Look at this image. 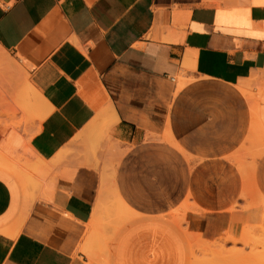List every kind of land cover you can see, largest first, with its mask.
I'll return each mask as SVG.
<instances>
[{
	"label": "crops",
	"instance_id": "obj_1",
	"mask_svg": "<svg viewBox=\"0 0 264 264\" xmlns=\"http://www.w3.org/2000/svg\"><path fill=\"white\" fill-rule=\"evenodd\" d=\"M0 47L48 113L30 138L0 111V160L68 151L28 192L0 164V264H193L190 236L264 219V154L251 180L236 162L259 143L241 86L262 91L264 126V0H0ZM105 175L132 214L117 229ZM253 185L263 205L243 210Z\"/></svg>",
	"mask_w": 264,
	"mask_h": 264
},
{
	"label": "rangeland",
	"instance_id": "obj_2",
	"mask_svg": "<svg viewBox=\"0 0 264 264\" xmlns=\"http://www.w3.org/2000/svg\"><path fill=\"white\" fill-rule=\"evenodd\" d=\"M11 58H12V56H11ZM12 59L14 60V58H12ZM4 80H6L5 83H2L1 81H4ZM14 80L15 79H13V77H11L10 74H8V73L7 74L0 73V111H5V112L8 111L7 115H12V117L14 116V118L11 119L10 122L13 123L14 125L18 126L20 129H22V127L24 126L26 128L25 129V131L27 133L26 135H28V137H30V136L32 137L34 132H35L34 131L33 134H32L33 129H36V131H37L39 126H40V124H41V120L38 119V117L39 116H41V117L45 116V118H46L48 113H47V111H45L46 107H45V104L43 103V101L37 102L35 104L37 106L36 108H34V107L29 108L27 102L23 98V93L25 92L27 87L19 86L18 83L15 86V81ZM178 80H179V78H178ZM17 85H18V87H17ZM257 94H256V96H257ZM36 109H38V110H36ZM20 113L22 115L25 114V118H22V119L16 118L17 115H19ZM109 126H111L109 124V122L105 121L104 124L100 127V129L94 134L92 141L95 142V143H99V142L104 141L105 139H108V140L111 139L112 136L107 134V132H106V130L109 128ZM255 142H259V143H256V144L255 143H250V144L244 145L243 149H241L239 151V153L243 155L242 158L244 160L253 157L252 154L254 155L262 147V145H264V141H263V139L260 136L259 137L257 136ZM262 142H263V144H262ZM245 144H246V140H245ZM67 152L68 151H62L51 162H46L41 157H39L30 147H28L26 149L25 153L20 156L19 160L13 161L16 164L13 167L15 169H17L18 171H20L22 174H25L27 176V178H28L29 175L31 177H34V175H35V177H38L41 174V173L40 174H38V173L42 169V168H40V166L41 167L44 166L46 168L52 167L50 169L54 170L55 167H57L58 165H60L64 161V159H65L64 155ZM5 162H8L9 164H12V161H5ZM246 162H248V161H246ZM244 200L246 202V206H244L243 210H247V208H251V207H254V206L261 205V204L263 205L262 201L260 200V198L258 197V195L256 193L254 185L252 186V190H251L250 194ZM119 212H120L121 216H125V214L122 213L121 209H119ZM180 217L182 218L181 219V226H182L184 223H186V219H184L185 217L182 216V215H180ZM115 221H116V223L119 221L118 216L115 218ZM112 226H113V224L112 225L108 224L106 222L105 218H104V219L100 220L98 222V224H97V227H95L93 229L94 238H93L92 251H93V253H95V255L97 253H100V256L103 255V257L105 259L107 258V255L105 254V252H103V250L106 249L107 242L110 243L109 246L111 248V245H112V242H113L112 237L114 238V235H115L114 232H110L109 229H108V228H110ZM259 226H262L260 228H257V231L260 233L264 229V219L262 220L261 223L256 224V225L246 224L243 227V229L238 232V234H236L235 231L229 229V230H227L225 232V234L221 238H219V239H217L215 241L219 242V241L225 240L227 238V236L232 237L233 239L237 240V243L228 242V244H227V248L228 249H232L233 247H236L237 249H244V251L247 254L252 252L253 250L257 251L259 254L262 252L261 255H260V259L264 260V248L263 247H257V250H256V246L259 245V243L262 240H264V236L258 237L255 242L253 241L252 242L253 243L252 246H244L241 243V241L243 239V236L245 234V231L249 227L251 228V227H259ZM99 228H101V229L99 230ZM198 235H195L197 240H198V238L202 239L203 241L205 240L203 238L202 234H198ZM205 241L210 242L208 240H205ZM215 241H211V243L212 242L215 243ZM196 255L198 256V257L196 256V260H197L196 264H209L211 256L209 257L207 254H204L201 251H197ZM256 259L249 260V261H246V262L243 261V260H240V261L238 260L236 262L233 261L230 264H256V262L258 260V259L257 260Z\"/></svg>",
	"mask_w": 264,
	"mask_h": 264
},
{
	"label": "bare ground",
	"instance_id": "obj_3",
	"mask_svg": "<svg viewBox=\"0 0 264 264\" xmlns=\"http://www.w3.org/2000/svg\"><path fill=\"white\" fill-rule=\"evenodd\" d=\"M0 73H5V74L8 73V74H10L11 77H13V79H15L17 81L24 74V70L1 47H0ZM23 78L24 77H22V80H23ZM25 87H27V88H26L25 92L23 93V98L27 102L29 108H31V107L36 108L37 106L35 104L37 102H40V101H43L45 103V100L40 95V93L37 91V89L35 87H33V85H31L29 83ZM241 90L249 98V100L251 102V107H252V112H253V125H252L251 137H254V140H256L257 136L258 137L260 136L263 139V141H264V126H263V124L261 123V121L259 119V113H258V99L259 98H258V96H256L257 93L260 95L262 91L261 90L257 91V93L255 91L253 92L246 85L245 86H241ZM36 110H38V109H36ZM38 119H40L42 121V120L45 119V116H42V117L39 116ZM263 154H264V145H262V147L253 155V160L249 164V166H247L245 164V162H243L241 160L240 161L236 160V162L239 164V168H240L241 172L243 173L245 179L251 180V178L253 176V171H254V168H255V164H256L258 159ZM0 164H2V165L5 164L7 166L13 167L8 162L1 161V160H0ZM40 168H42L40 170V172L38 173V174L41 173L40 177L43 176V175L46 176L48 173L51 172V169H47L44 166L43 167L40 166ZM45 168H46V170H45ZM106 169H108V168H106ZM115 169L117 171V167ZM5 170H7V169H5ZM116 171H115V174H116ZM19 175L22 178V183L24 185L25 190H27V192H28L29 188H31V186L34 185V183L36 181V178H32V180H30L29 178H27V176L25 174H20L19 173ZM114 180H115V175H114ZM37 183H35V184H37ZM103 185H104L106 190L108 189L109 193H114L115 194L116 202H115V206L114 207L117 208L118 210L121 209L122 213L125 214V216H121L120 213L116 215V217L118 216V218H119V221L116 223V226H115L116 229H117L126 219L130 218L132 214L130 213L129 208L126 206L124 201L119 196L116 187H114V189L112 188V184H111V182L109 181V179H108V177L106 175H105V179L103 181ZM37 187H39V183H38ZM190 210L192 211V209H190ZM195 210H193V211L195 212ZM98 214H99V211L97 209L96 213H95V220H96ZM176 218L181 223V219L182 218L180 216H176ZM92 226H94L93 223H92ZM260 227H262V226L251 227V228L247 227L248 229L245 231L243 239L241 238L242 239L241 243L244 246H252L253 245V243H252L253 241L255 242L258 237L264 236V229L260 233L257 231V228H260ZM189 235H190V233H189ZM190 237H191L192 244H193V249H194V263L193 264L197 263V260H196V256H197L196 252L197 251H201L204 254H207L209 257L211 256L209 264H230L233 261L236 262L238 260L239 261L243 260V261L246 262V261L253 260V259H256V258L258 259V260L256 259L257 260L256 264H264V260L260 259V255H261L262 252L259 254L257 251L253 250L252 252L247 254L244 251V249H237L236 247H233L232 249H228L227 248L228 242L237 243V240L233 239L232 237L227 236V238L225 237L226 239L224 238L225 240H222V241L218 240L219 242L215 241V243L214 242H212V243L211 242H207L205 240L203 241L202 239H200L198 237H197L198 240L196 239V237H192V236H190ZM106 246L108 247V245H106ZM257 247H263L264 248V240H262L259 243V245L256 246V250H257ZM166 260H167V258H166Z\"/></svg>",
	"mask_w": 264,
	"mask_h": 264
}]
</instances>
